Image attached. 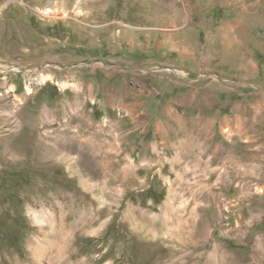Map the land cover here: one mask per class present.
I'll list each match as a JSON object with an SVG mask.
<instances>
[{"label": "rangeland", "instance_id": "374dc122", "mask_svg": "<svg viewBox=\"0 0 264 264\" xmlns=\"http://www.w3.org/2000/svg\"><path fill=\"white\" fill-rule=\"evenodd\" d=\"M202 1L0 0V264H264V28Z\"/></svg>", "mask_w": 264, "mask_h": 264}, {"label": "crops", "instance_id": "0c3cea01", "mask_svg": "<svg viewBox=\"0 0 264 264\" xmlns=\"http://www.w3.org/2000/svg\"><path fill=\"white\" fill-rule=\"evenodd\" d=\"M201 0H199L200 2ZM204 1V0H203ZM202 1V2H203ZM212 8L206 7L202 11L206 12L204 19L199 20L196 24L191 26H203V27H212L211 30L206 32L208 41L212 44H220V49L214 51H220L221 54H212L214 58L224 55L225 59L228 54L234 50V42L242 38L241 43H246V38L240 34L243 29L252 27L255 21L258 25L264 28V19L260 17H254L253 11H262L264 13V0H211ZM210 3V2H209ZM206 4V3H205ZM187 33V32H186ZM184 31L176 32L175 36L177 38L176 46L173 48L178 56L181 58H197V52L193 49L186 48L188 42H195V40L187 39V34ZM201 32H199L200 35ZM198 35V36H199ZM260 37L264 40V33L260 34ZM259 40V38H258ZM248 41H251L248 39ZM169 39L165 40L166 45L168 44ZM245 45L238 46V49H243ZM249 47V46H247ZM208 55H202V59H210V53Z\"/></svg>", "mask_w": 264, "mask_h": 264}, {"label": "water", "instance_id": "95a60500", "mask_svg": "<svg viewBox=\"0 0 264 264\" xmlns=\"http://www.w3.org/2000/svg\"><path fill=\"white\" fill-rule=\"evenodd\" d=\"M0 69L9 70V69H22V68L19 66H15L13 64H10V63L0 62Z\"/></svg>", "mask_w": 264, "mask_h": 264}, {"label": "bare ground", "instance_id": "6f19581e", "mask_svg": "<svg viewBox=\"0 0 264 264\" xmlns=\"http://www.w3.org/2000/svg\"><path fill=\"white\" fill-rule=\"evenodd\" d=\"M50 79H52L51 76H50ZM185 145H187V142H186ZM46 157H49V158H50V149L47 150ZM240 228H241V226H240ZM241 229H242V228H241ZM239 230H240V229H239ZM231 263H232V262H231Z\"/></svg>", "mask_w": 264, "mask_h": 264}]
</instances>
